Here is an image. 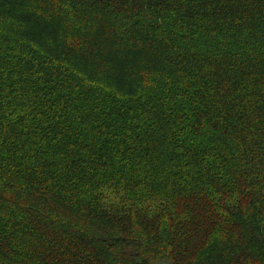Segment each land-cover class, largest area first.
I'll return each instance as SVG.
<instances>
[{
	"label": "trees",
	"instance_id": "trees-1",
	"mask_svg": "<svg viewBox=\"0 0 264 264\" xmlns=\"http://www.w3.org/2000/svg\"><path fill=\"white\" fill-rule=\"evenodd\" d=\"M0 264H264V0H0Z\"/></svg>",
	"mask_w": 264,
	"mask_h": 264
},
{
	"label": "bare ground",
	"instance_id": "bare-ground-1",
	"mask_svg": "<svg viewBox=\"0 0 264 264\" xmlns=\"http://www.w3.org/2000/svg\"><path fill=\"white\" fill-rule=\"evenodd\" d=\"M234 259V258H233ZM173 261V260H172Z\"/></svg>",
	"mask_w": 264,
	"mask_h": 264
}]
</instances>
